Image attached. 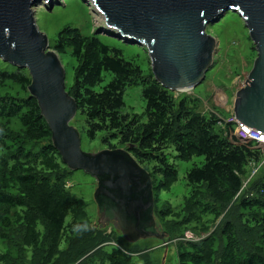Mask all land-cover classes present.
Masks as SVG:
<instances>
[{
    "label": "trees",
    "instance_id": "trees-1",
    "mask_svg": "<svg viewBox=\"0 0 264 264\" xmlns=\"http://www.w3.org/2000/svg\"><path fill=\"white\" fill-rule=\"evenodd\" d=\"M67 48L76 65L73 82L65 90L84 117L87 136L93 139L97 132H104V145L113 149L111 139L117 140L148 170L154 208L159 191L176 178L175 167L167 160V147L182 160L203 156L200 166L186 172L192 191L181 210L183 216L163 230L170 237L173 225L186 229L205 212L214 218L222 214L224 220L201 240L178 241V264H264V170L246 180L247 167L260 161V151L250 141L232 136L228 124L224 133L215 115L197 112L185 98L177 101L173 92L151 76H143L139 66L98 35H82L77 28L66 26L58 32L53 49L61 57ZM103 71L112 77L96 91ZM138 80L144 82V122L137 115L121 113L124 89ZM7 81L24 92L30 84L28 72L14 67L0 69V84ZM39 112L36 100L28 94L0 96V148L5 151L0 157V238L14 249L0 252V264H136L134 255L140 250L133 243L113 230L107 233L106 228L85 222V202L66 188V169ZM12 118L22 131L9 128ZM168 209L157 210L162 219Z\"/></svg>",
    "mask_w": 264,
    "mask_h": 264
},
{
    "label": "water",
    "instance_id": "water-1",
    "mask_svg": "<svg viewBox=\"0 0 264 264\" xmlns=\"http://www.w3.org/2000/svg\"><path fill=\"white\" fill-rule=\"evenodd\" d=\"M39 1L0 0V60L28 72V94L37 102L61 162L95 179L97 224H112L130 243L166 239L153 216L151 176L128 150H81L79 132L70 124L77 107L65 90L64 67L36 25L33 6ZM84 1L100 15L104 29L97 33L142 47L154 82L173 93L204 80L218 44L205 29L227 11L237 14L256 57L234 93L232 114L248 130L264 134V0Z\"/></svg>",
    "mask_w": 264,
    "mask_h": 264
},
{
    "label": "rangeland",
    "instance_id": "rangeland-1",
    "mask_svg": "<svg viewBox=\"0 0 264 264\" xmlns=\"http://www.w3.org/2000/svg\"><path fill=\"white\" fill-rule=\"evenodd\" d=\"M51 1L48 2L47 0L45 2L41 0L33 6L36 25L47 36L49 49L54 51L53 43L60 30L66 26L75 27L82 35H98L104 43L120 49L122 56L126 60L140 67L143 76H151L153 80L148 56L142 47L124 43L102 32L97 33V31L103 29V26L101 25L100 15L92 11L91 5L87 4L84 0ZM205 31L218 41L217 52L214 55L212 67L205 73L204 80L193 87V89L174 92L173 94L177 101L185 98L188 106H193L197 112L203 113L206 116L216 114L225 120L232 111L234 93L242 86L247 73L252 67L256 53L254 49L252 50L253 45L248 37L247 29L235 13L227 11L217 22L209 24ZM59 59L65 70V85L69 87L73 82V66L76 65V62L70 57L68 48L61 54ZM11 67L17 69L14 65H9L3 61L0 62V69L10 71ZM111 77L112 74L110 72L103 71L102 80L94 86V90L99 91L109 82ZM143 86L144 82L140 80L134 85L127 86L124 89L123 106L121 107V113L127 114L129 117L137 115L140 122L146 121L144 114L145 101L141 95ZM27 94V88L24 92L19 85L12 82L7 81L0 84V96L22 98ZM2 121L5 122L6 119H2ZM9 123H11L9 128L13 129V131H22L20 123L14 118L10 119ZM70 124L79 132L81 150L94 153L108 149L107 145L101 142L103 136L106 135L104 132H97L93 139L87 136L84 117L78 111L71 119ZM225 131L226 128L224 127L223 132L225 133ZM111 142L115 145V148L122 147L117 144V140L111 139ZM165 153L168 162L172 163L175 167L176 178L169 184L168 188L161 189L158 193L159 203L155 205L153 216L161 231L168 229L173 220L183 216L184 213L181 210H183L185 200H189L190 192L192 191V185L188 184L186 180V172L191 167L200 166L204 162L202 155H193L188 159L182 160L176 156V152L172 147H167ZM4 155L5 151L0 148V157ZM62 165L64 164L62 163ZM64 167L66 169L63 171L65 173L64 184L66 188H68L73 197H81L85 202V222L94 228H106L107 233L113 230L118 236H122L119 230L115 229L112 224L106 227L97 224V207L93 198L94 189L96 188L95 179L81 170L71 171L66 165ZM147 168L152 173L150 170L151 166ZM247 170H251L250 164ZM12 191L14 190L12 189ZM160 207L169 208L164 219L159 216L157 211ZM165 219L168 221L167 226ZM68 220L67 217L65 221ZM223 220L222 214L214 218L212 213L205 212L200 215L199 222L187 224L186 229L182 227L178 229V227L175 228L173 225L174 233L170 237L167 236L168 239H140L131 244L140 250L134 255V258H136L134 261L136 264H178L176 249L178 241L188 239L201 240L215 230H218ZM201 224L208 225V227L206 229L198 228ZM220 239H222L221 236H219ZM110 244L114 246V244ZM63 247L65 248L66 245ZM9 250L14 251L13 248L11 249V246L6 245L0 238V252L5 253Z\"/></svg>",
    "mask_w": 264,
    "mask_h": 264
},
{
    "label": "built area",
    "instance_id": "built-area-1",
    "mask_svg": "<svg viewBox=\"0 0 264 264\" xmlns=\"http://www.w3.org/2000/svg\"><path fill=\"white\" fill-rule=\"evenodd\" d=\"M215 114V112H213ZM218 125L224 129L225 125L228 124L233 129L231 130L232 136L240 141H250L252 145L257 148L261 153V159L258 162L250 163V172L246 180L250 177L255 176L261 170H264V134L258 133L256 130H248L247 127L241 125L233 116L232 111L229 113L227 119L223 120L218 117Z\"/></svg>",
    "mask_w": 264,
    "mask_h": 264
},
{
    "label": "bare ground",
    "instance_id": "bare-ground-1",
    "mask_svg": "<svg viewBox=\"0 0 264 264\" xmlns=\"http://www.w3.org/2000/svg\"><path fill=\"white\" fill-rule=\"evenodd\" d=\"M45 2H46V0H44ZM48 2H52L51 0H48ZM15 67H17V66H15ZM17 68H19V67H17ZM19 69H21V68H19Z\"/></svg>",
    "mask_w": 264,
    "mask_h": 264
}]
</instances>
